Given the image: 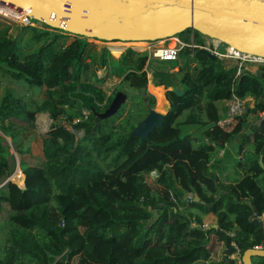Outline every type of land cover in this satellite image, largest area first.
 Returning a JSON list of instances; mask_svg holds the SVG:
<instances>
[{"label":"trees","instance_id":"16d2710c","mask_svg":"<svg viewBox=\"0 0 264 264\" xmlns=\"http://www.w3.org/2000/svg\"><path fill=\"white\" fill-rule=\"evenodd\" d=\"M43 25L19 26L14 36L0 27V74L46 94L32 99L9 86L0 93V264H221L210 256L225 235L240 252L264 246V135L243 131L247 117L264 108V65L235 74L234 65L182 47L176 69L182 93L165 90L169 108L161 125L139 139L129 131L153 97L134 96L135 107L116 122L122 106L99 118L95 112L114 92L106 95L94 68L144 91L146 52L132 46L113 57L106 47L95 50L78 35ZM190 31L176 35L186 40ZM231 93L252 103L225 129L218 123L225 106L220 113L216 103ZM36 112L52 120L41 136L40 165L23 158ZM61 120L80 134L74 137ZM182 125L200 135L182 132ZM238 135L250 150L236 162L239 178L225 184L213 170L215 146ZM6 137L19 156L12 176L21 183L23 174L22 187L6 179L13 169ZM179 192L191 196L181 200ZM207 212L215 225L202 227L200 214Z\"/></svg>","mask_w":264,"mask_h":264},{"label":"water","instance_id":"95a60500","mask_svg":"<svg viewBox=\"0 0 264 264\" xmlns=\"http://www.w3.org/2000/svg\"><path fill=\"white\" fill-rule=\"evenodd\" d=\"M0 1L49 27L73 35L105 41H146L171 37L191 29L218 39L240 52L264 57V0ZM197 49L207 57L215 58L206 49ZM163 89L176 95L182 93L173 85L163 86ZM125 99L126 94L116 90L107 107L95 114L99 118H106L114 114ZM161 108L163 112L149 106L145 115L130 129L129 135L143 139L154 127L160 126L163 114L169 108L168 103H163ZM254 131L264 135V117L254 123ZM258 162L262 166L261 154ZM249 219L262 227L260 218L251 216ZM223 245L221 264L234 261L236 253H239L241 264H252L253 258H264V246L236 251L229 235H225Z\"/></svg>","mask_w":264,"mask_h":264},{"label":"rangeland","instance_id":"374dc122","mask_svg":"<svg viewBox=\"0 0 264 264\" xmlns=\"http://www.w3.org/2000/svg\"><path fill=\"white\" fill-rule=\"evenodd\" d=\"M0 27L1 25H6L8 26L7 32L14 36L17 31L19 26H17V22L15 20H10L9 18H3L0 20ZM44 26V25H42ZM50 29V28H49ZM59 30V29H58ZM57 29H51L52 32H57ZM61 32H65L62 31ZM67 33V32H65ZM69 36H72L73 34L67 33ZM174 36V35H173ZM81 38H84L86 41L90 42L92 45V48L95 50H100L102 47H106L108 49V52L113 56V57H118L127 47H135L138 48L139 51H145L146 52V59L145 63L143 65V69L146 71V78L147 82L143 90L139 89H133L131 88L126 82L122 83L119 82L120 77L117 76H106V70L103 67H95V74L97 76H103L104 80L98 83L105 91L106 95L111 94V92H115L116 90H120L126 94V99L125 101L121 104L122 110L121 113L115 118L114 122L117 120L121 119L124 114H126L129 110L133 109L135 107V99L134 96H139L145 93L150 94L153 97V104L152 106L154 108H157L156 105L160 104V99L156 98V90L160 85L168 87L169 85H173L176 87H180L178 83L179 79V72L176 71L178 63H180L179 58H176L174 61H162L156 58H153L151 55L148 54L147 49H146V43L143 41H139V43H136L138 41H119V40H110V41H105V40H100L92 37H83L80 36ZM179 39V36H177ZM185 40V39H183ZM167 45H172L174 43V40L171 36L170 39H168L166 42ZM222 65H229L230 62L228 60H222ZM174 66H173V65ZM86 74L83 76L85 77ZM161 80L163 83L160 85L154 84V81H159ZM5 86H9L14 89L15 93L21 94L23 97H31L32 99H38L42 97H46L45 91L42 88L39 90H35V88H28L25 87L23 84L16 82L12 79H10L7 75H1L0 74V93L2 92V89ZM165 89L162 91L163 95V103H168L167 99L165 98L164 95ZM156 98V100H155ZM250 103H244V107L250 106ZM217 106L219 108L220 113L223 112V104L222 103H217ZM160 111L162 108H159ZM83 112L86 113L85 110ZM185 113H182V115L178 116V119H182L184 117ZM244 115V114H243ZM242 115V116H243ZM17 123H20L19 120H15ZM51 119L48 116L47 112H36L34 114V120H33V127L31 131L28 133V138L26 139V143L28 144L29 147V153L24 154L23 158L29 162L30 164H36L40 165L41 162L43 161V154L41 150V136L46 132L49 124L51 123ZM61 123H63L69 130H71L74 133V137H77L80 134V131L78 129H74L69 123L65 122L64 120H61ZM219 125L222 126L223 128H226L228 124H225V121H221V118L218 121ZM255 123V122H254ZM182 132L188 131V132H193L195 135L199 136L200 133L197 132V129L193 125H182L181 126ZM202 140H206L203 136L201 137ZM5 141L8 143L9 139L6 137ZM9 144V143H8ZM9 151L11 152V161L13 162V169L8 175L6 179L13 181L20 187L23 186V177H22V182L19 183L20 181L14 179L12 176V173L18 170V159L19 156L18 154L13 150V147L11 144H9ZM154 173V172H153ZM157 186V185H155ZM188 194H181L179 192V198L183 200L184 198H188ZM191 212H194V210H191ZM196 212V211H195ZM199 214L198 212H196ZM5 218V212L0 211V232L3 230V220ZM220 244V243H219ZM218 244L214 247L213 251L216 250V247ZM257 258H253V261H255Z\"/></svg>","mask_w":264,"mask_h":264},{"label":"built area","instance_id":"2783aa9c","mask_svg":"<svg viewBox=\"0 0 264 264\" xmlns=\"http://www.w3.org/2000/svg\"><path fill=\"white\" fill-rule=\"evenodd\" d=\"M3 18H9L10 20H15L17 26H35L43 27V23L37 21L19 9H16L13 6H10L4 2L0 1V20ZM199 41L193 39V31H190L189 37L186 40L179 39L177 35L172 36L174 43L172 45H167L166 42L171 37H165L158 40H146L143 41L146 43V49L149 55L153 58L162 60V61H172L177 58L178 51L184 47L192 51L194 48H204L216 58L221 60H228L230 64L235 67V74H239L242 70H253L257 64L264 65V57L257 55H252L249 53L240 52L233 47L219 41L218 39L208 37L198 33ZM246 98L239 99L234 93H231V96L228 99L223 100L225 106L224 116L221 118V121H225V124H229L231 121L235 120L237 116H241L245 113L244 103ZM253 122H256L260 118L264 117V108L261 109L253 116ZM151 174H154L153 171ZM191 195L188 196L190 198ZM170 198L172 195L170 194ZM202 227H206L204 224ZM231 234V233H229ZM235 250L238 251L236 245L231 241ZM260 247V246H256ZM234 261L236 264H241L239 260V253H236ZM252 264H264V259H256Z\"/></svg>","mask_w":264,"mask_h":264},{"label":"crops","instance_id":"0c3cea01","mask_svg":"<svg viewBox=\"0 0 264 264\" xmlns=\"http://www.w3.org/2000/svg\"><path fill=\"white\" fill-rule=\"evenodd\" d=\"M219 102L222 103V101H219ZM219 102H217V103H219ZM245 102L246 103H250V102L252 103V99L250 97H246ZM217 103H216V105H217ZM244 115H245V113H244ZM223 116H224V113H223ZM247 118H248L247 119V121H248L247 125L245 127H243L244 133L246 130H249L248 133H250L251 130H254V122H253L254 117L250 116ZM234 123H235V120L231 121L225 129H230ZM248 133H245V134H248ZM241 145H242V147L240 148ZM215 148H216V154L214 155L215 160H214V164H213V170L215 172V175L217 176L219 181H221L225 184L234 183L242 173L239 170V168H237L236 162L238 160H240V161L243 160L244 159L243 153H247V151L250 150L248 143H244L243 138L238 135V136L234 137L231 142L227 143L224 141V142H220V143L216 144ZM20 174L23 177V174L22 173H20ZM21 182H22V179H21ZM194 198H195V196H194ZM200 216H201V223L204 224L205 226H214L215 225V216L212 213L207 212L204 214H200ZM258 218H260V217H258ZM223 247H224V245H222L221 243L220 244L218 243L216 250L213 251L211 256H210L211 262H216L218 259L221 258ZM195 264H208V263L207 262H195Z\"/></svg>","mask_w":264,"mask_h":264},{"label":"bare ground","instance_id":"6f19581e","mask_svg":"<svg viewBox=\"0 0 264 264\" xmlns=\"http://www.w3.org/2000/svg\"><path fill=\"white\" fill-rule=\"evenodd\" d=\"M174 40V39H173ZM139 42V41H138ZM138 42H136V43H138ZM162 91H163V86L162 85H160L159 87H158V89H157V94H158V96L160 97V104L159 105H157V108H155L156 110H158V111H160V107H162V104H163V95H162ZM165 103V102H164Z\"/></svg>","mask_w":264,"mask_h":264},{"label":"flooded vegetation","instance_id":"af4514ba","mask_svg":"<svg viewBox=\"0 0 264 264\" xmlns=\"http://www.w3.org/2000/svg\"><path fill=\"white\" fill-rule=\"evenodd\" d=\"M222 103H223V100H222Z\"/></svg>","mask_w":264,"mask_h":264}]
</instances>
